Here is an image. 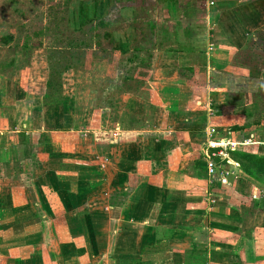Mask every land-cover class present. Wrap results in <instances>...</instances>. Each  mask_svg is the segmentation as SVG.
Listing matches in <instances>:
<instances>
[{"label": "crops", "instance_id": "crops-1", "mask_svg": "<svg viewBox=\"0 0 264 264\" xmlns=\"http://www.w3.org/2000/svg\"><path fill=\"white\" fill-rule=\"evenodd\" d=\"M210 3L204 51H153L138 95L58 106L0 76V264H264V188L208 171L211 142L264 154V67L234 66L264 8Z\"/></svg>", "mask_w": 264, "mask_h": 264}, {"label": "rangeland", "instance_id": "rangeland-1", "mask_svg": "<svg viewBox=\"0 0 264 264\" xmlns=\"http://www.w3.org/2000/svg\"><path fill=\"white\" fill-rule=\"evenodd\" d=\"M210 1L188 0L186 4L180 0L177 11L171 14L165 0H0V33L15 36L9 46L0 43V76L35 97L46 87L49 101L63 98L67 92L72 94L73 89L82 100L94 91L100 96L110 93L115 84L119 92L125 78L129 83L125 87L138 95L152 75L153 64L148 56L156 50L179 47L170 36L185 43L197 36L206 45L204 24ZM258 1L264 8V0ZM83 10L92 19L85 26L80 22ZM101 20L105 21L103 25ZM153 28L159 34L166 33L163 46L148 40ZM130 33V52L116 54L114 47ZM254 38L234 66L244 60L248 68L264 67V28ZM141 46L144 51L138 53L135 48ZM136 53L140 58L132 57ZM114 55H119L118 59ZM112 75L117 76L114 84ZM53 84L54 88L50 87ZM262 97L264 87L254 100Z\"/></svg>", "mask_w": 264, "mask_h": 264}, {"label": "trees", "instance_id": "trees-1", "mask_svg": "<svg viewBox=\"0 0 264 264\" xmlns=\"http://www.w3.org/2000/svg\"><path fill=\"white\" fill-rule=\"evenodd\" d=\"M168 4H167V9L170 8V12L171 14H173V11H177L178 9V5H179V1L180 0H165ZM185 3L188 4V0H185ZM184 4V3H183ZM126 9V8H125ZM123 8L120 9L119 12H122ZM99 19V18H98ZM80 22L82 26L87 25L88 23H92V19L88 18V15H86L85 10L81 11V15H80ZM105 21L101 20L100 24L103 25ZM153 28V31L151 32L148 40L150 41H155V43L159 46H163L164 45V39L166 37V33L164 32V34L162 32L157 33L156 30ZM133 36L132 33L128 34V36L126 37V40H119L118 43L116 44V46L114 47V51L116 54H121V55H127L130 50H131V37ZM188 36H191L190 34H188ZM174 39L175 43H177L179 45V47L176 49V51H178L181 54H191L194 52H203L204 49V42L201 38H198L197 36H195L194 38H192L191 41L188 42H183L182 40L176 38L175 36H170V38ZM192 37V36H191ZM13 41H15V36L11 33L8 34H4V33H0V43L4 46H9L10 43H12ZM155 44V45H156ZM26 47V46H25ZM37 47V46H36ZM173 49V48H172ZM135 50L139 53L144 51V47H137L135 48ZM133 58H140L139 55L134 54L132 56ZM149 59H152V54H150ZM132 58V59H133ZM134 61V60H132ZM142 65H146L145 62V58L144 60L141 61ZM71 68L68 67L67 70ZM187 70H189L190 72H193L192 68H187ZM182 74L184 76V69H181ZM250 71L253 74V70L252 68H250ZM53 79V77H52ZM50 82V80H49ZM48 82V83H49ZM54 84L50 85V87L54 88ZM58 88H60V86H57ZM49 98V95L47 94V99ZM54 105H61L63 104V98H56V100H54ZM241 128L239 127H235L233 128V130L237 131L240 130ZM21 141L25 142V136L22 135L21 136ZM217 143H221V141L217 142ZM220 149L219 148H215V149H211L210 150V154L212 156L213 153H217ZM229 157L236 162L237 164H239L241 170L243 171L244 175L247 177V179H249L256 187H262L264 188V154H261L259 152V148L256 145H248V146H243V148H239L235 151H228L227 152ZM213 160H215V162L217 164H221L222 160L221 158H214ZM224 163H227L224 161ZM45 262L47 264H49V259L46 258L45 256Z\"/></svg>", "mask_w": 264, "mask_h": 264}, {"label": "built area", "instance_id": "built-area-1", "mask_svg": "<svg viewBox=\"0 0 264 264\" xmlns=\"http://www.w3.org/2000/svg\"><path fill=\"white\" fill-rule=\"evenodd\" d=\"M214 5H215L214 2L210 3L211 7H213ZM216 133H217V130L215 128H210L209 135L211 137L214 136ZM252 144H253L252 140H247V141H245L242 144H239V143H236V142H233V141H227V140L223 141L221 143L211 142L210 143L211 149H215V148H219L220 149L217 153H213L212 157L221 158V159H223V161H225L227 163L217 164L213 160L209 161V164H208L209 174L211 176H215L219 171H221L220 172V174L222 176L221 182L223 184H228L227 177H228V175H229V173L231 171L226 170V166L231 164V162H230V158H228L229 156H227L228 155L227 152L230 151V150L231 151H235V150L239 149L240 147L248 146V145H252Z\"/></svg>", "mask_w": 264, "mask_h": 264}]
</instances>
